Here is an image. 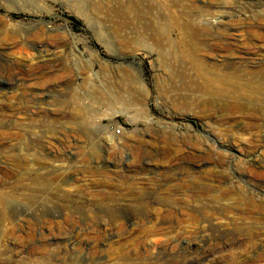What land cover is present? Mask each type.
I'll use <instances>...</instances> for the list:
<instances>
[{
  "label": "rangeland",
  "instance_id": "1",
  "mask_svg": "<svg viewBox=\"0 0 264 264\" xmlns=\"http://www.w3.org/2000/svg\"><path fill=\"white\" fill-rule=\"evenodd\" d=\"M154 1L160 36L198 27L211 72L264 70V0ZM93 6L0 0V264H264V104L229 112L225 86L197 108L179 48L148 53L132 11ZM126 73L145 115L118 99ZM74 97L95 113L86 136Z\"/></svg>",
  "mask_w": 264,
  "mask_h": 264
},
{
  "label": "bare ground",
  "instance_id": "2",
  "mask_svg": "<svg viewBox=\"0 0 264 264\" xmlns=\"http://www.w3.org/2000/svg\"><path fill=\"white\" fill-rule=\"evenodd\" d=\"M90 1V2H89ZM171 2L180 1V2H189L190 6L193 8H200L197 6L199 2H203V0H170ZM219 0H205L207 3L217 2ZM76 2L83 6V4L95 5V7H110L111 13L114 15H120L122 17L126 16L130 11L134 13L133 20L136 21L135 25H139L138 28L141 31L140 34L148 41H151L153 49L148 53L156 52L159 57H169L174 56L176 53L174 47L179 48L180 55L177 58H174L173 61H176L172 64V67H176V63L182 66L189 65L191 69L196 72L197 83L192 85V89L197 93L195 105L197 108L203 109L206 112H211L216 108L215 101L211 98L206 97H218L215 99H220L227 90L224 91V87L227 86L232 89L233 96L229 97L231 101L228 102L225 110L229 112H239L241 114H251L254 115L258 111L264 113V107H261L258 111L255 108H250L244 106L238 100V97H248L255 98L259 102L264 104V70L259 72H255L252 78L245 79L246 76L249 75L248 71L243 70L240 75L238 73H229L228 75L216 74L211 72L208 69V65L210 64L204 55H208L206 52L208 50L203 51L205 54H197V50H195L198 45L199 47L203 45L199 38V29L193 24H185V23H177L176 30L178 31V35L180 40L172 41L169 37H163L158 34V32L162 28L161 22H158V19L162 17L163 20L166 21L164 16H160L159 18L155 17V13L153 16L149 12L153 9H161L160 5L154 0H76ZM94 7V6H93ZM93 7L91 9H93ZM94 7V8H95ZM94 10V9H93ZM101 11V10H100ZM129 11V12H127ZM127 12V13H126ZM132 13V14H133ZM148 14L150 16H148ZM131 17V16H130ZM213 13H204V11L197 10V15H195V21L205 20V18H213ZM164 21V22H165ZM209 22H202V26H207ZM166 25V24H164ZM165 29V28H164ZM183 37L189 39V42H184ZM145 38V37H144ZM199 41L196 44L194 41ZM142 43L144 42L141 41ZM140 42V43H141ZM150 43V44H151ZM203 49H200V51ZM254 59V58H253ZM44 60V59H43ZM257 62V61H256ZM243 65L248 62H242ZM260 63V62H259ZM169 63L166 65L170 66ZM233 66L231 63L230 67ZM242 66V65H241ZM259 64V68H260ZM185 83V77H183ZM15 81V80H14ZM243 81V83H241ZM122 87L118 90V99L122 104H125L128 107H132L134 113H138L145 115L146 105H145V91L140 87V82L138 77L132 78L130 74L126 73L122 75L120 80ZM120 87V86H119ZM22 88V87H21ZM250 88V89H246ZM118 89V88H117ZM231 92V91H230ZM229 92V93H230ZM8 94V93H7ZM4 95V94H3ZM1 99L5 98V96H1ZM2 101V100H0ZM73 110L77 118L80 120L77 125V133H80L82 136H86L87 133V124L88 120L95 116L94 112L86 109L83 105H80L78 98L74 97L72 100ZM3 103V101H2ZM217 103V102H216ZM243 105V106H242ZM124 113V112H123ZM72 130V129H71ZM108 142L110 145H114L113 137H109ZM11 202V201H10ZM9 203V199L0 198V205L6 206ZM251 203V201H250ZM119 218L113 217V221L118 223ZM172 242V241H169Z\"/></svg>",
  "mask_w": 264,
  "mask_h": 264
},
{
  "label": "built area",
  "instance_id": "3",
  "mask_svg": "<svg viewBox=\"0 0 264 264\" xmlns=\"http://www.w3.org/2000/svg\"><path fill=\"white\" fill-rule=\"evenodd\" d=\"M113 132H112V134H113V136H120L121 135V129H113L112 130Z\"/></svg>",
  "mask_w": 264,
  "mask_h": 264
}]
</instances>
